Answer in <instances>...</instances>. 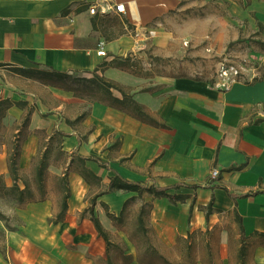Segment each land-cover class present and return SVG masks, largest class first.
I'll use <instances>...</instances> for the list:
<instances>
[{
    "label": "crops",
    "instance_id": "0c3cea01",
    "mask_svg": "<svg viewBox=\"0 0 264 264\" xmlns=\"http://www.w3.org/2000/svg\"><path fill=\"white\" fill-rule=\"evenodd\" d=\"M183 1L0 0V99L15 103L8 117L32 112L19 186L33 179L43 137L57 131L68 135L62 140L68 156L52 161L47 175L57 178L69 169L70 185L68 210L59 223L50 219L60 212V187L45 188L44 200L10 208L16 223L2 226L0 264H149L150 252L136 238L141 229L149 230L161 258L239 264V218L248 264H264V69L254 81L229 89L211 79L179 76L147 90L138 88L134 76L110 68L107 79L134 88L125 91L132 98L129 110L76 96L46 78L55 72L91 79L103 76L100 69L115 59L152 47L162 51L172 36L163 37L165 18L181 12ZM202 1L208 5L203 36L208 30L210 52L241 56L243 39L252 35L255 55L264 57V0ZM96 3L107 12L90 14ZM115 5H125V13H116ZM102 45L105 56L99 55ZM3 148L0 175L12 187L8 146ZM81 157L99 158L108 168ZM115 175L159 187L186 186L158 198L122 190L104 194ZM94 197L95 216L111 245L127 249L121 257L84 216ZM147 202L151 208L141 225Z\"/></svg>",
    "mask_w": 264,
    "mask_h": 264
},
{
    "label": "rangeland",
    "instance_id": "374dc122",
    "mask_svg": "<svg viewBox=\"0 0 264 264\" xmlns=\"http://www.w3.org/2000/svg\"><path fill=\"white\" fill-rule=\"evenodd\" d=\"M202 0H184L181 4V12H173L166 17L162 29L163 37L169 36V42L167 47H158L157 51L154 47L144 54H139L137 56L132 55L130 58L124 60L130 61L132 67L126 69L127 74H130L138 79L141 86L144 89H159L163 86V83L167 79L179 77V76H189L196 79H211L215 82L219 81V76L221 69L224 66L230 67L234 65L238 67L239 65H245L250 68V73L255 74L254 66L256 67V77L261 76V72L264 69V57L260 58L255 55V50L258 49L256 37L250 35L245 36L242 41V46L240 51L243 52L241 57L239 52L219 54L214 51H209V42L207 40L208 30L206 35L203 36L205 31L204 15L203 12L208 8V5L202 4ZM213 8V7H211ZM205 14V13H204ZM187 32L190 34L186 37ZM234 51V50H232ZM237 54V55H236ZM257 56V57H256ZM245 61L246 63H244ZM110 70L106 68L101 71L103 78L107 79L104 74ZM116 83L113 80H109ZM134 88H126V92H131ZM27 113L23 117H6L0 122V154H3L5 149L3 145H11L18 139L15 138L16 130L23 129L24 120ZM24 132V129H23ZM24 135L21 136L20 144H22ZM13 145V144H12ZM56 171L55 169H52ZM33 188L35 185L33 179L29 182ZM59 187L58 181L55 175L49 174L46 177V188L57 189ZM55 196L58 198L55 194ZM39 198V197H37ZM62 200V198H61ZM149 205V202L146 203ZM16 206V203L10 199H0V212L6 213L7 222L0 221V240L2 239V226L6 225L8 228H13L12 225L16 223V218L13 217L11 221V207ZM132 230V229H131ZM139 239L140 245L143 248L148 249L150 253L147 254L146 262L149 264H179L180 261H172L163 259L160 254L153 247L152 235L136 237ZM112 250L116 257H121L126 252V247L124 245H113ZM155 251V253H154ZM185 262V260H184Z\"/></svg>",
    "mask_w": 264,
    "mask_h": 264
},
{
    "label": "trees",
    "instance_id": "16d2710c",
    "mask_svg": "<svg viewBox=\"0 0 264 264\" xmlns=\"http://www.w3.org/2000/svg\"><path fill=\"white\" fill-rule=\"evenodd\" d=\"M126 57L125 59H128ZM132 67V64L128 60L122 59H115L111 63H108L100 69L101 71L106 68H116L122 71H126ZM19 72L25 73L24 71L18 70ZM46 78L49 81L54 83H62V87L68 91L73 92L76 96L79 97H86L88 99L94 101H100L106 105L116 107L122 110H129L132 98L129 97L125 93V88L112 81L104 79L98 73L94 74V77L91 79H80L75 78L71 75H58L55 72H51L46 74ZM115 90L123 95L122 98L115 97L112 91ZM147 90H156V89H147ZM15 105L14 102L11 100H2L0 99V122L6 117L8 110ZM21 106H26V103H19ZM30 111L24 120V132L23 129H18L19 131L15 134V138L18 140L13 142L11 145H8L7 148V162L8 168L10 171V176L14 181V185L12 187H7L3 176L0 175V199H10L11 201L15 202L16 205L22 206L26 203L30 202H37L45 199V188H46V177L48 173V169L51 165L52 161L57 162V160H61L62 158L67 157L68 155L62 151V140L64 137L68 136L67 134L57 131L50 137H43L44 144L40 146L38 157L34 162V175H32L33 183L35 188L31 186L29 182H24V189H21L19 186V182L22 179L21 172H20V158H21V151L22 145L24 141L29 136V125L31 120ZM84 116H81L78 120H81ZM143 117V116H142ZM24 135L22 144H20L21 136ZM47 139V141H46ZM84 162L94 161L98 163L101 167L108 168L106 163H103L99 158L96 157H89V158H80ZM70 166V165H69ZM87 176V175H86ZM58 185L61 190L62 200L60 205V212L57 214L56 217L50 219L51 222L59 223L61 222L65 214L68 210V200L70 198V185H69V169L64 173V175L57 177ZM182 186H186L183 184L175 185L172 187H159L156 184L148 183H137L132 182L124 179L120 175H115L111 178L110 184L107 189L104 191V194L115 192V191H126V192H135L138 193L140 197L145 194L153 196L155 198L158 197H165L168 196V190L172 188H180ZM47 193V191H46ZM232 195L231 193H229ZM39 197V198H37ZM96 198L94 197L90 199V206L84 211V216H89L91 221L94 223L99 235L104 238L108 246H112L109 240V236L107 231L103 228L100 220L95 216L94 206L96 204ZM129 204V203H128ZM127 206V204H126ZM151 208V204L146 205V203L142 206L140 213H139V222L143 225L144 217L149 214ZM0 219L2 221H6L7 217L4 213L0 212ZM0 220V221H1ZM240 229L242 234V246L239 251L238 255V263L239 264H248V247L245 243V230L242 225V220L239 218ZM143 236H148L149 230L141 229ZM150 235V234H149ZM148 250V249H147ZM164 259V258H163Z\"/></svg>",
    "mask_w": 264,
    "mask_h": 264
},
{
    "label": "built area",
    "instance_id": "2783aa9c",
    "mask_svg": "<svg viewBox=\"0 0 264 264\" xmlns=\"http://www.w3.org/2000/svg\"><path fill=\"white\" fill-rule=\"evenodd\" d=\"M107 1V0H104ZM114 11L118 14L125 13V5H115ZM89 12L92 15H96L98 13L105 14L107 11L101 9L98 3L89 7ZM104 45H102L101 50L99 51L100 56H105L106 51L103 49ZM246 63L245 61H243ZM255 74L250 73V68H247L245 65H239L238 67L231 65L230 67H222L221 73L219 76V81L216 82L217 87L221 89H229L233 83L243 82L248 83L254 81L256 77V67L254 66ZM219 174L218 170H215L212 174L213 178L216 179Z\"/></svg>",
    "mask_w": 264,
    "mask_h": 264
}]
</instances>
